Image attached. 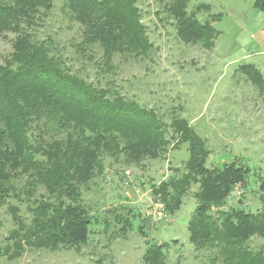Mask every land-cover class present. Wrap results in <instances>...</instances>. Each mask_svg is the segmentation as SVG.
<instances>
[{"label":"trees","instance_id":"obj_1","mask_svg":"<svg viewBox=\"0 0 264 264\" xmlns=\"http://www.w3.org/2000/svg\"><path fill=\"white\" fill-rule=\"evenodd\" d=\"M157 2L176 20L182 40L211 44L214 26L196 15L209 5L196 6L189 13V0ZM65 5L71 20L81 24L78 50L86 55L99 47L108 71L116 55L139 58L154 47L138 0H65ZM255 6L264 12V0H256ZM52 8L53 0H0V36L5 31L16 34L14 52L6 67H0V206L7 198L26 201L17 196L21 193L17 179L24 176L25 196L32 197L41 186L59 198L29 205L27 210L36 215L30 226L18 213L20 207L13 208L18 229L0 244V257H19L30 243L52 248L86 243L92 217L78 184L102 174L106 157L128 163L160 157L167 152L171 141L166 134L173 128V139L188 143V169L154 185L156 201L164 205L166 214H175L192 185H197L198 205L188 225L190 241L197 248H216L223 264H264V250L249 246L253 237L264 238V208L256 212L223 208L236 186H245L249 168L235 161L207 167V141L187 120L176 116L168 124L155 109L71 73L47 41L30 32ZM240 68L264 93L261 70L253 64ZM260 188L264 190V180ZM118 220L124 223L123 232L133 228L128 216ZM168 244L150 243L144 263L168 264Z\"/></svg>","mask_w":264,"mask_h":264},{"label":"rangeland","instance_id":"obj_2","mask_svg":"<svg viewBox=\"0 0 264 264\" xmlns=\"http://www.w3.org/2000/svg\"><path fill=\"white\" fill-rule=\"evenodd\" d=\"M255 1L189 0V13L196 6L209 5L196 11L201 21H209L216 30L211 44L203 45L179 37L176 20L163 4L138 0L154 47L139 58L116 55L109 71L99 47L86 55L78 50L81 24L71 20L65 0H53L51 12L41 16L30 32L46 40L71 73L87 82L155 109L168 124L176 116L187 120L207 141V167L220 168L235 161L249 168L245 186L237 185L223 208L256 212L264 208L260 188L264 180V93L240 68L253 64L264 75V12L256 8ZM15 36L12 31L0 36V67H6L14 52ZM173 135L169 128L166 137L171 142L160 157L141 163L106 157L102 174L78 184L82 203L92 217L86 243L58 248L30 243L19 257L1 256L0 264H145L143 255L154 242L169 243L165 249L168 264H223L216 248H197L190 241L188 225L198 205L197 185H192L183 205L172 215L154 197V185L188 169V143L177 142ZM27 180V176L17 179L21 190L17 196L26 199L23 204L7 198L0 206V244L11 230L18 229L13 208L20 207L18 213L30 226L36 215L27 210L29 205L59 199L41 186L32 197L25 196ZM127 216L133 228L123 232L124 223L118 219L124 221ZM249 246L264 250V238L253 237Z\"/></svg>","mask_w":264,"mask_h":264}]
</instances>
